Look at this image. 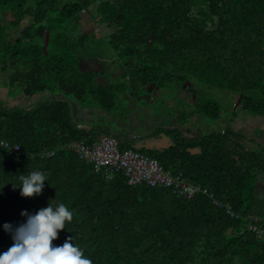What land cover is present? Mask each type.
<instances>
[{
	"label": "trees",
	"instance_id": "16d2710c",
	"mask_svg": "<svg viewBox=\"0 0 264 264\" xmlns=\"http://www.w3.org/2000/svg\"><path fill=\"white\" fill-rule=\"evenodd\" d=\"M85 11L100 38L75 32ZM90 50L126 74L87 72ZM188 84L196 112L212 123L222 120L219 94L238 100L231 125L193 138L166 130L169 148L135 151L208 189L217 207L201 194L184 200L172 188L129 186L122 172L105 179L68 148L111 136L107 122L77 123L73 105L112 114L150 86L177 94ZM0 88L43 95L28 110L0 101V142L20 149L14 156L0 147V253L13 243L5 223L64 203L73 219L54 243L70 237L92 264H264V245L246 228L249 216L264 217V143L232 126L240 116L264 119V0H0ZM32 172L45 174V187L23 197L12 183Z\"/></svg>",
	"mask_w": 264,
	"mask_h": 264
},
{
	"label": "flooded vegetation",
	"instance_id": "af4514ba",
	"mask_svg": "<svg viewBox=\"0 0 264 264\" xmlns=\"http://www.w3.org/2000/svg\"><path fill=\"white\" fill-rule=\"evenodd\" d=\"M94 70L105 72L104 70H98L92 67L90 70L88 69L87 72H92ZM100 78L107 79L103 76H100ZM97 82L102 85L106 84V82L99 81L98 78ZM190 85L191 84L184 85L177 94L169 93L167 89L162 90L159 87L150 86L145 95H141L136 100H133L132 98L128 99L127 102L130 109L121 114V118L125 117L127 120L121 124L118 122L119 127H117V132L119 134L127 132L133 135V137L140 136V139L144 141L143 143L148 149L164 150L167 149L165 146V140L168 139L170 142L172 141V137L169 136L166 130H171L185 138L200 137L206 135V133L219 131L218 127L223 125L225 121L222 119L212 123L196 112L199 96L197 91L191 88ZM5 90H7V93H4ZM47 97L48 96L46 95V98ZM42 98L43 95H34L33 97L27 98L23 91H21V94L10 96L9 89L0 88V101H4L9 108L28 110ZM136 102H144L145 105L139 107L135 104ZM176 102H178V104H176ZM152 107H156V113L152 111ZM77 108L79 111L93 110L94 118L97 119L98 123L101 121L107 123L111 122V124L108 123L107 127L114 125V123H112L114 120L108 117L109 114L102 112L100 109L80 108L79 106H77ZM168 109L174 110V112L172 114L170 112V115L168 116L171 120L170 126L167 125L168 127L161 126L162 128H156L154 126L155 124L160 126L162 123H167L168 117L166 115ZM242 119L241 116L234 119L232 125L234 129H236L234 126L236 122L239 121L238 123H241ZM236 130L238 131V128ZM193 133L194 136H192ZM240 133L247 142H249V139H252L249 129L247 132L244 131ZM253 140L260 142L255 138Z\"/></svg>",
	"mask_w": 264,
	"mask_h": 264
},
{
	"label": "clouds",
	"instance_id": "9594fccd",
	"mask_svg": "<svg viewBox=\"0 0 264 264\" xmlns=\"http://www.w3.org/2000/svg\"><path fill=\"white\" fill-rule=\"evenodd\" d=\"M19 183L23 197H34L42 193L47 177L43 172H32L19 175ZM21 215L26 220L14 226L3 225V231L11 235L13 241L7 251L0 253V264H92L79 247L71 243L67 237L62 244H55L66 223L73 219V211L64 203L56 206L40 208L31 214L24 210Z\"/></svg>",
	"mask_w": 264,
	"mask_h": 264
},
{
	"label": "built area",
	"instance_id": "2783aa9c",
	"mask_svg": "<svg viewBox=\"0 0 264 264\" xmlns=\"http://www.w3.org/2000/svg\"><path fill=\"white\" fill-rule=\"evenodd\" d=\"M0 147L7 149L11 155L20 154L19 147H11L6 142H0ZM68 148L85 164L92 166L96 173H101L105 179H111L115 173L122 172L129 186L146 184L150 187L172 188L175 195L184 200H192L201 194L211 199L214 206L219 205L208 189L192 185L181 174L173 176L165 172L156 160L138 151L121 150L119 142L113 136L102 135L92 144L84 141L72 142ZM53 155L54 153H48L45 157L51 158ZM224 209L231 219H238V215L229 206H224ZM241 219L244 218L241 216ZM246 222L247 231L264 245V218L252 215Z\"/></svg>",
	"mask_w": 264,
	"mask_h": 264
},
{
	"label": "rangeland",
	"instance_id": "374dc122",
	"mask_svg": "<svg viewBox=\"0 0 264 264\" xmlns=\"http://www.w3.org/2000/svg\"><path fill=\"white\" fill-rule=\"evenodd\" d=\"M8 18H10V17L5 16L4 20H8ZM30 23H31L30 19H25L21 24L20 30H23ZM72 24H74V22ZM72 24H69L66 27L68 29H73ZM75 24L77 25L76 31H75L76 33H88L90 36H93L94 38L95 37L100 38L101 33H103L102 29L95 26V24L93 22V18L88 11L82 12L80 20L75 22ZM19 32L20 31H18V30L10 29L9 35L18 34ZM39 42H40V44L38 43L39 45H42V46L45 45L44 41H39ZM100 46H101V44H99V45L98 44H94V45L92 44L91 45L92 48L100 47ZM101 50L105 51V47H102ZM90 52L91 53L88 55V58L85 59V61H84L85 62L84 65L88 67L87 69L90 70L92 67V68H95L98 70H104L106 72L107 71L112 72V73H114L113 77H117V76L126 74V71L124 70L123 67H121L119 65V62H117L116 64L113 65V63L111 62V61H113L111 56H108V59H110V60H107V59L105 60L104 56H103V51H100L102 53H98L95 50H90ZM98 78L100 79V76ZM101 82H106V81H104L102 79ZM217 99H218V102L220 104L221 111H222L221 119L225 120V122L223 123V126L231 125V123L229 124V122H230L229 119L231 117V108L238 105V100L233 99V98H225L227 100V102H224L221 100L220 94H219V96H217ZM127 101L128 100H126L124 102V104L120 107V109L115 110L112 114L108 115V117H110L111 119L114 120V125L109 126L108 130H109V133L112 134L118 140L119 143L127 144L132 149L139 150L138 145L144 142L142 139L134 138L133 135H131L127 132L123 133L124 135L119 134L117 132V127H119L118 122H120V124H121V123L126 122V120H127L125 117L121 118V114L127 112L130 109ZM135 104L138 105L139 107H142L145 105V104H142L140 102H136ZM176 104H178V102H176ZM236 109L237 108H235V110ZM152 111H154L156 113L157 112L156 107H152ZM170 112L172 114L174 112V110L168 109V112L166 115L167 117L170 115ZM263 120H264L263 118L262 119H260V118H258V119L246 118V119H242V121L240 120L241 123H238L239 121H237L234 126L236 127V129L238 128V131H240V132H244V131L247 132L248 129H250L251 138H253V139L255 138L258 141H260V143H264V135H262L263 137L261 138L260 135L258 136L255 134V132L257 130H255V131L253 130L254 127H259V126L262 127V130H264L263 129L264 124L263 123H262V125L259 124ZM169 121H171V120L168 117L167 122H169ZM154 126L156 128H161V126H159L157 124H155ZM241 128L243 129V131Z\"/></svg>",
	"mask_w": 264,
	"mask_h": 264
},
{
	"label": "crops",
	"instance_id": "0c3cea01",
	"mask_svg": "<svg viewBox=\"0 0 264 264\" xmlns=\"http://www.w3.org/2000/svg\"><path fill=\"white\" fill-rule=\"evenodd\" d=\"M99 79V78H98ZM104 80V81H107V79H104V78H100L99 79V81H101V80ZM9 108V107H8ZM71 112H72V116L74 117V119H75V121L78 123H82L83 124V126H96V125H98V121H97V119H95L94 118V111L93 110H91V111H84V110H82V111H79V109L77 108V106H75V105H73L72 106V110H71ZM82 116H81V115ZM84 115H85V117H84ZM109 123V122H108ZM112 123H114V122H112ZM168 123V124H167ZM167 123H162L160 126H162V127H164V126H170V124H171V121H169V122H167ZM262 123L264 124V120L263 121H261L259 124L260 125H262ZM109 124H111V122L109 123ZM167 126V127H168ZM161 127V128H162ZM226 126H223V125H221V126H219L218 127V130L219 131H223V130H225L226 128H225ZM263 129H264V127H263ZM250 130V129H249ZM254 131L255 130H257L256 132H255V134L256 135H260V137L262 138L263 136L262 135H264V130H262V127H254V129H253ZM130 132V131H129ZM111 136H113L112 134H111ZM192 136H194V133L192 134ZM114 137V136H113ZM115 138V137H114ZM134 138H141L140 136H137V137H134ZM164 140V139H163ZM118 141V140H117ZM133 144V143H132ZM120 145L122 146H126V147H128L129 148V146L127 145V144H122V143H120ZM170 145H171V142H170V140H168V139H166L165 140V146H166V148H168V147H170ZM148 146V145H147ZM138 147H139V149H141V148H146V145H144V143H141V144H139L138 145ZM131 148V147H130ZM132 149V148H131ZM132 150H136V149H132ZM196 151V150H195ZM264 218V217H263Z\"/></svg>",
	"mask_w": 264,
	"mask_h": 264
},
{
	"label": "water",
	"instance_id": "95a60500",
	"mask_svg": "<svg viewBox=\"0 0 264 264\" xmlns=\"http://www.w3.org/2000/svg\"><path fill=\"white\" fill-rule=\"evenodd\" d=\"M4 93H7V90H5ZM193 153H195V152H193Z\"/></svg>",
	"mask_w": 264,
	"mask_h": 264
}]
</instances>
